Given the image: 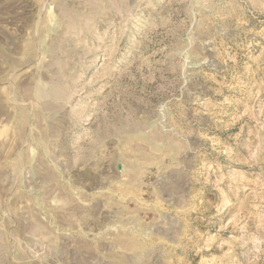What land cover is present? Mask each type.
Masks as SVG:
<instances>
[{"label":"rangeland","instance_id":"obj_1","mask_svg":"<svg viewBox=\"0 0 264 264\" xmlns=\"http://www.w3.org/2000/svg\"><path fill=\"white\" fill-rule=\"evenodd\" d=\"M0 264H264V0H0Z\"/></svg>","mask_w":264,"mask_h":264}]
</instances>
